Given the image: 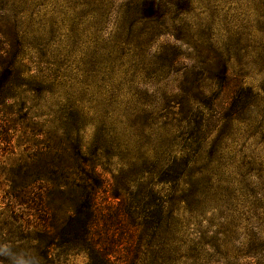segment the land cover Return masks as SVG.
<instances>
[{
    "label": "rangeland",
    "instance_id": "374dc122",
    "mask_svg": "<svg viewBox=\"0 0 264 264\" xmlns=\"http://www.w3.org/2000/svg\"><path fill=\"white\" fill-rule=\"evenodd\" d=\"M88 195L112 264H264V0H0V264H92Z\"/></svg>",
    "mask_w": 264,
    "mask_h": 264
},
{
    "label": "trees",
    "instance_id": "16d2710c",
    "mask_svg": "<svg viewBox=\"0 0 264 264\" xmlns=\"http://www.w3.org/2000/svg\"><path fill=\"white\" fill-rule=\"evenodd\" d=\"M99 181V180H98ZM98 181H95L99 184ZM95 186L93 187V189ZM74 216L69 217L64 227L63 236L68 237L66 242L70 245H78L84 248L90 255L92 264H112V249L113 245L110 243L111 250L105 247L104 243L93 240L91 234L92 228L96 226V214L94 210V199L88 195L86 203L82 205ZM159 222H163V213L160 212ZM137 259L132 257H124L122 264H138Z\"/></svg>",
    "mask_w": 264,
    "mask_h": 264
}]
</instances>
